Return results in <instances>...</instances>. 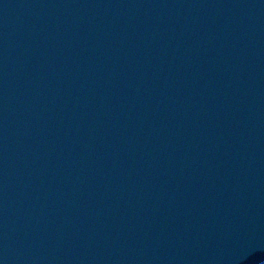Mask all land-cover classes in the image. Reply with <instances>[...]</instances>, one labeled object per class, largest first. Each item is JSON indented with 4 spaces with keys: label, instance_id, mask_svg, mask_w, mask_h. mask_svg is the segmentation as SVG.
Wrapping results in <instances>:
<instances>
[{
    "label": "water",
    "instance_id": "1",
    "mask_svg": "<svg viewBox=\"0 0 264 264\" xmlns=\"http://www.w3.org/2000/svg\"><path fill=\"white\" fill-rule=\"evenodd\" d=\"M0 264H264V0H0Z\"/></svg>",
    "mask_w": 264,
    "mask_h": 264
}]
</instances>
